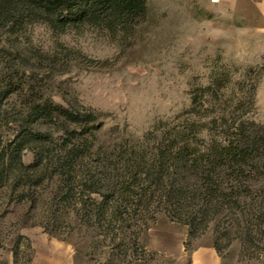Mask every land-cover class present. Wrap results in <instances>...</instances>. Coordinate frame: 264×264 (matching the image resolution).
<instances>
[{
  "label": "rangeland",
  "instance_id": "374dc122",
  "mask_svg": "<svg viewBox=\"0 0 264 264\" xmlns=\"http://www.w3.org/2000/svg\"><path fill=\"white\" fill-rule=\"evenodd\" d=\"M0 264H264L253 0H0Z\"/></svg>",
  "mask_w": 264,
  "mask_h": 264
},
{
  "label": "crops",
  "instance_id": "0c3cea01",
  "mask_svg": "<svg viewBox=\"0 0 264 264\" xmlns=\"http://www.w3.org/2000/svg\"><path fill=\"white\" fill-rule=\"evenodd\" d=\"M253 2H257L258 6L260 7L261 13L264 14V0H253Z\"/></svg>",
  "mask_w": 264,
  "mask_h": 264
},
{
  "label": "water",
  "instance_id": "95a60500",
  "mask_svg": "<svg viewBox=\"0 0 264 264\" xmlns=\"http://www.w3.org/2000/svg\"><path fill=\"white\" fill-rule=\"evenodd\" d=\"M214 1H217V0H214Z\"/></svg>",
  "mask_w": 264,
  "mask_h": 264
}]
</instances>
